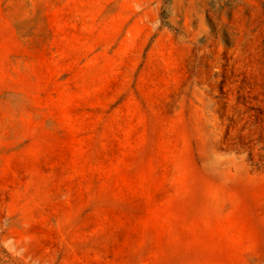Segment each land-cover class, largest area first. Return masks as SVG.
Returning <instances> with one entry per match:
<instances>
[{"label":"rangeland","instance_id":"obj_1","mask_svg":"<svg viewBox=\"0 0 264 264\" xmlns=\"http://www.w3.org/2000/svg\"><path fill=\"white\" fill-rule=\"evenodd\" d=\"M0 264H264V0H0Z\"/></svg>","mask_w":264,"mask_h":264},{"label":"trees","instance_id":"obj_2","mask_svg":"<svg viewBox=\"0 0 264 264\" xmlns=\"http://www.w3.org/2000/svg\"><path fill=\"white\" fill-rule=\"evenodd\" d=\"M155 157L157 159H159L161 161V158H159V156L156 154ZM145 165H147V160L146 158L143 159L142 156H140L137 161H136V167H132L131 169V173L129 174V176L132 178V179H136L138 178L140 172L142 171L141 168L142 166L144 167ZM138 175V176H137ZM203 195H204V191H202L200 194H199V197L198 198H201L203 199Z\"/></svg>","mask_w":264,"mask_h":264}]
</instances>
